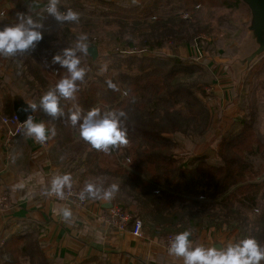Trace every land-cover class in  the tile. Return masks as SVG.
I'll return each instance as SVG.
<instances>
[{"label": "trees", "instance_id": "trees-1", "mask_svg": "<svg viewBox=\"0 0 264 264\" xmlns=\"http://www.w3.org/2000/svg\"><path fill=\"white\" fill-rule=\"evenodd\" d=\"M6 1L21 14H40L33 23L40 25L36 30L42 39L14 56H2L19 74L26 92L40 100L67 75L53 60L65 58V50L56 46L58 39L82 22L57 21L46 11L49 0ZM214 7L246 10L238 0H58L61 13L71 9L102 17L103 26L114 27L116 47L107 51L102 70L88 58L84 67L79 65L85 76L76 82L73 99H58L60 113L50 116L38 104L39 111L46 114L57 144L67 146L71 161L79 160V173L95 181L100 195L109 185H118L113 202L132 221L140 220L143 232L162 237L185 230L193 236L219 233L231 243L255 238L264 246L263 107L255 99L253 68L233 94L241 113L229 129L215 133L207 100L215 82L212 69L220 66L202 63L203 55L164 54L165 49L187 47L194 36L204 51L209 43L200 15ZM4 26L10 25L0 21V28ZM5 106L4 115H11V98ZM76 106L82 117L92 109L100 115L124 113L118 119L127 143L119 157L113 148L96 150L80 137L81 121L73 126L68 119ZM104 155L114 157L117 169L99 167ZM121 160L128 161L122 165ZM0 264L51 263L37 239L21 233L9 235L0 245Z\"/></svg>", "mask_w": 264, "mask_h": 264}, {"label": "crops", "instance_id": "crops-1", "mask_svg": "<svg viewBox=\"0 0 264 264\" xmlns=\"http://www.w3.org/2000/svg\"><path fill=\"white\" fill-rule=\"evenodd\" d=\"M18 14L21 13L6 0L0 1V21L13 24L17 22ZM26 15L33 22L37 21V14ZM251 68H253L251 76L255 99L263 107L260 117L262 128L264 127V56ZM216 69L215 82L211 85L213 95L211 101L219 111L218 114H213L215 133L229 129L234 118L241 113L239 102L233 97L235 83H232L231 78L222 77L224 70L221 67ZM14 73L11 65L0 56V116L4 115L3 111L6 112L7 98H11L12 110L13 97L20 96L25 103L37 105L33 122H43L45 128L51 130L49 121L44 117L46 114L43 115L39 111V98L34 96L33 92H26V86ZM220 76L222 79H219ZM244 91H247V87H244ZM6 136V128L0 124V192L5 193L10 200L9 211L0 214V245L9 235L27 233L37 239L45 258L51 264H79L83 261L87 264H182L181 258L170 256L164 250L162 245L164 237L145 232L142 237H135L131 235L130 227L120 233L106 226L103 222L108 210L106 205L114 203L113 200L104 201L91 197L85 192L87 203L82 207H73L46 197H39L38 192L44 187H49L55 176L64 174L70 176L76 188L83 191L85 184L91 183L98 189L97 196L103 195H100L93 179H86L84 174L79 173L83 165L78 166L79 160H70L73 155L70 154L67 146L61 147L57 144L53 134L47 139L45 147H41L33 137L29 136L25 128L12 139L10 147L5 143ZM124 147L125 145L122 146ZM98 165L102 169H117L116 161L107 155L99 158ZM62 207L70 209L69 220L62 219L59 211ZM189 239L193 247L214 245L219 249L231 243L226 234L219 233L197 232Z\"/></svg>", "mask_w": 264, "mask_h": 264}, {"label": "clouds", "instance_id": "clouds-1", "mask_svg": "<svg viewBox=\"0 0 264 264\" xmlns=\"http://www.w3.org/2000/svg\"><path fill=\"white\" fill-rule=\"evenodd\" d=\"M58 0H49L46 11L57 21L75 22L79 18L77 12L71 9L61 13L57 10ZM40 25L34 24L32 19L26 14H18L17 22L10 26L0 28V56H14L18 52H23L34 42L42 39V33L38 30ZM86 36L82 35L80 40L86 41ZM78 48L82 53H88L87 43H78ZM65 58L61 60L59 56L53 58L54 62H59L61 67L67 69V75L58 80L55 86L44 93L39 104L43 111L50 116H56L61 112L58 107V99H73L77 91V81L83 80L85 69L80 67V59L74 55L72 49H65ZM110 87H113L109 83ZM28 107L35 110L37 105L29 103ZM27 112V108L24 109ZM123 116L113 111L105 112L100 115L96 109L89 110L85 116H81L79 106L74 111L69 112L68 119L72 125L79 124L80 137L93 149L108 152L112 148L125 145L127 143L125 130L121 127L118 119ZM23 127L27 134L36 141L43 143L54 134L52 130L46 129L43 122L34 123L31 115L23 122ZM70 176H55L51 180L50 193L54 192L58 197L63 198V187H70ZM118 189V185L111 184L104 191L103 196H97L98 189L91 183H86L83 192H87L91 197L109 201ZM83 192L80 198L83 199ZM62 219L69 220L71 211L68 208H60ZM70 222V221H69ZM191 233L187 230L177 233L169 241L168 254L182 259V264H260L264 261V246H261L255 238H244L236 243H229L226 247L216 248L204 247L202 245L193 247L189 239Z\"/></svg>", "mask_w": 264, "mask_h": 264}, {"label": "rangeland", "instance_id": "rangeland-1", "mask_svg": "<svg viewBox=\"0 0 264 264\" xmlns=\"http://www.w3.org/2000/svg\"><path fill=\"white\" fill-rule=\"evenodd\" d=\"M77 13L79 14V19L82 24H76L70 29L69 32L66 33V36L60 37L56 43V46L61 51H64L65 49H72L73 51H77V53L80 55V64L83 67L87 64L86 58H88L89 60L91 59L87 56L86 53H82L79 50L77 46L78 43L86 42L88 46H97V57L94 61L91 62L100 67L102 70L104 63L107 60V51L113 48L115 49L116 47L115 40L111 35L114 27L103 26L101 24V21L103 19L102 17L95 15L92 16L91 14H86L82 12ZM37 15L39 16L40 14ZM247 19L248 14L244 8L227 9L214 7L208 9L202 15H200V25L205 29L203 37L207 39L209 43L208 47L204 48L203 51L201 48L202 46L200 47V43H198L197 36H194L192 37L193 42L188 41L187 47H179L171 50L165 49L164 54L166 56L172 55L176 57H185L187 54L189 56H192V58L196 55L198 57L203 55L204 59H202V63L211 62L209 64H212L211 67H215L213 66L215 64L220 67L222 66L224 68L222 77H228L227 79L232 78L233 73L231 71V68L224 66L223 64L226 63L231 57L236 55L240 42L244 36L243 28L245 23L247 22ZM6 25L11 24H7L6 22ZM82 35L86 36V41L80 40V37ZM194 43H198L196 46L198 48L194 46ZM207 59L209 61H207ZM212 70L216 71L217 69L214 68ZM100 73L101 72L97 71V74ZM14 74L19 78L18 73L15 72ZM222 77L220 76L219 79H222ZM221 83L222 82H219V84ZM232 83H235L234 80L232 81ZM230 96H232V94ZM212 97L213 95L211 88V96L209 97V100H207V104L215 115L219 111L216 107L213 106V101H211ZM122 146L121 148L118 146L117 149H114V151H112L116 155V157H119L122 154ZM107 156L112 158L113 161H115L114 157H111L109 155ZM118 161L120 163V160H117V163ZM124 161L125 160H123L122 163H124ZM126 163L127 162H125L124 164Z\"/></svg>", "mask_w": 264, "mask_h": 264}, {"label": "water", "instance_id": "water-1", "mask_svg": "<svg viewBox=\"0 0 264 264\" xmlns=\"http://www.w3.org/2000/svg\"><path fill=\"white\" fill-rule=\"evenodd\" d=\"M248 12V20L244 25V36L238 47L236 55L231 57L224 66L230 67L235 82V93H237L242 79L253 64L264 56V0H238ZM87 56L94 61L98 51L95 46H88ZM12 114H15L19 121L23 122L28 115L34 117V110L28 107L20 96L13 97ZM27 108V112L24 109ZM108 203L106 208H111ZM190 238V237H189Z\"/></svg>", "mask_w": 264, "mask_h": 264}, {"label": "built area", "instance_id": "built-area-1", "mask_svg": "<svg viewBox=\"0 0 264 264\" xmlns=\"http://www.w3.org/2000/svg\"><path fill=\"white\" fill-rule=\"evenodd\" d=\"M1 16L3 14L1 13ZM0 124L6 128L7 136L5 143L8 147H10V143L14 137L19 135L23 131V124L19 121L18 117L15 114L11 115H1L0 116ZM38 142V141H37ZM48 140H45L43 143L38 142L41 147H45L47 145ZM115 149V148H113ZM128 160H125L127 162ZM122 163V162H121ZM122 163V165H124ZM1 182V176H0ZM70 187H63L62 192L64 193L63 198L58 197L54 192L50 193L51 185L49 187H44L38 192L39 197H46L52 201L67 204L73 207H82L87 203V200L83 196V199L80 198L81 193L74 186L72 180L70 179ZM113 199H111L112 201ZM110 202V200L108 201ZM112 203V202H111ZM112 207L109 208L103 217V222L106 226L113 228L117 232H125L127 230V226L132 222L131 227V235L135 237H142V223L140 220L136 219L132 221V216L129 213L121 211L117 205L112 203ZM10 209V200L8 196L0 192V214L8 212ZM174 237L172 234H168L164 236L163 239V248L168 253L167 249L169 246V241ZM2 245V243H1Z\"/></svg>", "mask_w": 264, "mask_h": 264}]
</instances>
